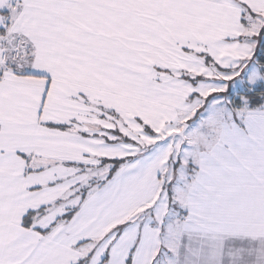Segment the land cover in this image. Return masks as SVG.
I'll use <instances>...</instances> for the list:
<instances>
[{
  "label": "snow or ice",
  "instance_id": "1",
  "mask_svg": "<svg viewBox=\"0 0 264 264\" xmlns=\"http://www.w3.org/2000/svg\"><path fill=\"white\" fill-rule=\"evenodd\" d=\"M0 264H264V0H0Z\"/></svg>",
  "mask_w": 264,
  "mask_h": 264
}]
</instances>
